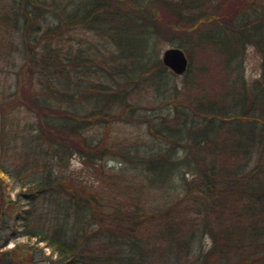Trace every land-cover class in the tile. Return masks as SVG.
I'll return each mask as SVG.
<instances>
[{"label":"trees","instance_id":"obj_1","mask_svg":"<svg viewBox=\"0 0 264 264\" xmlns=\"http://www.w3.org/2000/svg\"><path fill=\"white\" fill-rule=\"evenodd\" d=\"M0 5L35 80L25 102L35 123L15 130L13 145L2 114L0 148L21 163L0 161V264H32L44 248L57 264H264V2ZM79 30L94 38L74 44L69 34ZM160 39L188 58L181 87L155 53ZM248 44L263 68L250 86L239 67ZM149 89L152 100L142 96ZM116 122L141 123L150 138L87 134ZM75 152L119 159L131 172H120V200L63 170ZM158 191L177 195L153 205L140 198ZM3 203L16 208L4 239ZM13 236L25 241L5 247Z\"/></svg>","mask_w":264,"mask_h":264},{"label":"rangeland","instance_id":"obj_2","mask_svg":"<svg viewBox=\"0 0 264 264\" xmlns=\"http://www.w3.org/2000/svg\"><path fill=\"white\" fill-rule=\"evenodd\" d=\"M259 1L264 2V0ZM6 2L7 0H0V4L3 6H5ZM1 9V11L4 10L2 6ZM6 29H8V25L4 21L0 22V128L2 125V114L9 112L7 116L10 118L7 120L5 117L4 123L9 128L6 138L13 145L14 138L12 133L15 130L19 133L23 129V126L29 128L35 123L34 110L25 104L26 99L35 85V80L30 76L25 65H22V55L17 39L12 37L7 31L5 32ZM72 38L74 44L79 43V46H84L94 36L89 31L79 30L69 34V39ZM170 46L172 45L169 41L163 39L158 40L155 47L156 55L160 58L162 51ZM12 58H14L13 62L10 60ZM239 67L246 85L250 86L256 79L260 78L263 71L261 53L253 45H246L240 58ZM174 76L170 80H174L180 87L183 86L184 76L176 74ZM153 94L154 90L149 89L147 92L144 91L142 96L152 100ZM16 123L18 124L17 126H15ZM88 133L96 137L103 136L108 142H119L120 138L138 139L141 142H145L150 138L146 133L145 125L138 124L137 122H116L108 128L93 127L87 131ZM0 161L4 162L7 166L15 167L21 163V158L14 153V149L10 148L4 152L0 148ZM62 168L71 174L74 179L88 185L92 192L98 196H103L106 201L107 198L108 201H111V199L120 200L122 198L120 195V172L125 173L124 175L131 173L130 171L127 172L126 167L117 158L105 155L100 160L88 161L76 152L68 155L65 166ZM186 178L189 179L190 175H187ZM8 184L15 186L12 179H8ZM15 191L16 187L10 191L9 195L11 198L14 197ZM176 195L159 194L158 191L142 194L140 198H143L144 202L153 205L165 200L170 201ZM2 196L4 201L7 198L5 190H3ZM2 205L1 216L6 220V223H3L4 228H1V234L4 239L11 231L16 208L6 206L4 203ZM201 240L205 244L203 245L205 249L209 243V239L205 235H202ZM23 241H25L24 236H13L10 237L5 247H11L16 242L21 245ZM46 254L47 250L44 248V253L37 254L32 264H57L53 261L54 256L50 259L46 257Z\"/></svg>","mask_w":264,"mask_h":264},{"label":"water","instance_id":"obj_3","mask_svg":"<svg viewBox=\"0 0 264 264\" xmlns=\"http://www.w3.org/2000/svg\"><path fill=\"white\" fill-rule=\"evenodd\" d=\"M161 62L174 74L184 73L188 66V58L185 52L177 46H170L161 53Z\"/></svg>","mask_w":264,"mask_h":264}]
</instances>
